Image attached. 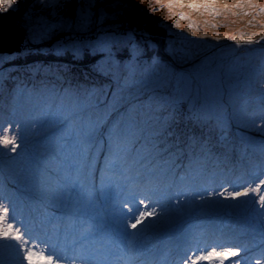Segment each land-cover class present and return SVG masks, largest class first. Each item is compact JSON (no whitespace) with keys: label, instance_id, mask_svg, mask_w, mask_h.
<instances>
[{"label":"rangeland","instance_id":"374dc122","mask_svg":"<svg viewBox=\"0 0 264 264\" xmlns=\"http://www.w3.org/2000/svg\"><path fill=\"white\" fill-rule=\"evenodd\" d=\"M83 2L14 0L18 5L15 10L0 12V20H12L26 31L20 52L0 53V126L19 122L24 136L23 142L17 139L15 152L0 145V200L7 203L4 198L10 197L19 220L32 227L34 241H30L29 247L36 242L39 250H44L40 241L53 236L50 226L41 225L40 215L44 209L40 204L39 182L46 177L55 179L66 163L63 157L53 152L45 130L33 127L42 103V82L49 87L55 84L57 88H64L77 83V76L84 75L86 80L81 84L106 83V78L91 71L90 65L88 69H80L81 65L67 64L72 59L80 62L88 50L74 58L70 50L58 53L56 49L60 47L58 42L66 43L65 38L69 36L94 40L104 33H113L122 38V43L126 42L116 53L118 59L127 58L128 45L135 43L143 49L139 59L156 56L171 63L178 71L206 61L216 74L222 93L220 119H197L186 108L178 112L171 128L174 134L169 138L174 157H168L167 153L163 157L170 162L174 160V165H180L176 168L177 176L191 169L190 178L186 179L194 190L202 191L207 187L214 194L206 196V201L197 199L192 206H187L181 197L173 196L171 201H165L170 211L164 219L145 227L149 220H156L162 214L157 205L156 216L144 219L135 229L128 227L127 232L137 233L132 237L139 249L136 264H181L182 257H186L184 264H190L196 255L211 250L206 246L216 247L218 252L224 248L239 249L236 256H225L223 264H236L237 261L239 264H256L258 260L264 264V209L251 202L238 203L246 200L243 196L235 201L226 199L229 192L242 190V187L234 188L233 182L242 184L250 181L252 172L264 166V120L259 118L264 108V100L259 99L260 86L264 83V48L258 45L237 46L234 41L224 38L225 33H255L258 39L261 22H264V13L259 11V6L264 4V0H173L184 6L171 10L161 6L168 0H96L92 11L99 16L98 10L103 9L106 16L89 32L82 34L65 29L48 36L41 35L47 25L61 18L74 23L76 10ZM57 3L63 6H52ZM189 4L201 7H188ZM204 5L211 7L205 8ZM138 24L141 29L136 27ZM147 26L155 28L158 36L151 35ZM215 36L221 39L216 40ZM155 39L163 40V45L157 47ZM181 50L194 55L182 61L177 58ZM33 53L43 56L39 61L21 67V62ZM99 55L91 54L95 57L85 60L93 63ZM59 58L64 59L62 63ZM152 163L159 162L153 160ZM221 192L223 196L219 195ZM123 200V194L116 198L115 203L98 200L99 215L97 210H93L82 217L86 223H100L95 237L96 246L103 243L105 249L113 253H118L127 239L123 235L124 225L120 222L121 214L127 212L121 204ZM177 200H180L179 208L171 210ZM130 206L136 205L132 202ZM100 216L103 221L99 220ZM14 227L24 231L20 223H14ZM16 243L0 238V264H27L23 259L24 249L11 247ZM68 243L61 237L58 247L67 248L65 254L71 255ZM109 259L116 260V257ZM219 261V257H213L209 261H197V264H219ZM60 264L70 262L63 259ZM76 264L80 261L77 260ZM116 264L122 262L116 260Z\"/></svg>","mask_w":264,"mask_h":264},{"label":"snow or ice","instance_id":"6c2138e0","mask_svg":"<svg viewBox=\"0 0 264 264\" xmlns=\"http://www.w3.org/2000/svg\"><path fill=\"white\" fill-rule=\"evenodd\" d=\"M95 3L96 0H84L76 10L74 23L61 18L47 25L41 35L48 36L65 29L82 34L89 32L106 16L103 9H99L100 14L96 16L92 11ZM52 6L63 5L57 3ZM161 6L171 10L184 5L168 0ZM16 7L14 0H0V12L15 10ZM188 7L199 8L201 5L189 4ZM259 11L264 13V4L259 6ZM180 16L184 18L183 13ZM261 23L258 39L255 33H225L224 38L234 41L237 46L258 45L264 48L261 43L264 41V22ZM213 38L221 39L220 36ZM65 40L66 43L58 42V53L70 50L74 58H79L84 50L92 55L99 53V58L90 68L107 82L91 85L77 82L64 88H57L55 84L49 87L42 82V103L33 127L45 130L53 152L66 162L55 179L46 177L39 182L40 204L44 209L40 215L41 225L50 226L53 236L40 241L44 250H39L36 242L29 247L30 241H34L33 229L19 220L14 202L5 197L7 203L0 200V238L16 241L11 247L24 249L23 259L27 264H60L63 259L70 264H76L77 260L80 264H116V260L122 264H136L139 249L132 237L137 233L127 232L128 227L135 229L144 219L156 216L157 205L162 214L156 220H149L145 227L164 219L170 211L165 201H171L173 196L181 197L187 206H192L197 199L206 201V196L214 194L207 187L202 191L194 190L186 179L190 178L191 169L177 176L176 168L180 165H174V160L170 162L163 157L165 153L174 157L169 138L174 134L171 128L179 111L186 108L197 119H220L222 93L217 77L206 61L178 71L171 63L156 56L139 59L143 49L135 43L128 45L127 58L118 59L116 53L126 42L122 43V38L113 33H104L94 40L77 36H69ZM193 55L190 51L181 50L177 58L187 61ZM260 88L259 99L264 100V83ZM261 113L259 118L264 120V108ZM18 138L23 142L19 122L0 126V145L15 152ZM153 160L159 163L153 164ZM232 186L242 187V190L229 192L226 199L235 201L243 196L246 200L238 203L251 202L264 209V166L252 172L250 181L242 184L233 182ZM121 194L125 196L121 204L127 212L121 214L120 222L124 225L123 235L127 239L119 252L113 253L105 249L103 243L96 246L95 237L100 223H86L82 217L93 210H97L99 215L98 200L115 203ZM132 202L135 207L130 206ZM179 206L180 200H177L171 210ZM103 219L99 217L100 221ZM14 223H20L24 231L14 227ZM61 237L69 242L71 255L65 254L67 248L58 247ZM206 247L211 250L200 253V249H196L200 254L190 264L209 261L213 257H219V264H223L225 256H236L239 251L224 248L218 252L216 247ZM111 256L116 260H110ZM185 259L181 258V264ZM256 264H261V261H256Z\"/></svg>","mask_w":264,"mask_h":264},{"label":"water","instance_id":"95a60500","mask_svg":"<svg viewBox=\"0 0 264 264\" xmlns=\"http://www.w3.org/2000/svg\"><path fill=\"white\" fill-rule=\"evenodd\" d=\"M25 37L26 31L12 20H0V53L20 52Z\"/></svg>","mask_w":264,"mask_h":264},{"label":"trees","instance_id":"16d2710c","mask_svg":"<svg viewBox=\"0 0 264 264\" xmlns=\"http://www.w3.org/2000/svg\"><path fill=\"white\" fill-rule=\"evenodd\" d=\"M143 18V17H142ZM133 21H134V18H133ZM136 27L137 28H139V29H141V26H139V24L138 25H136ZM148 28H146L147 29V31L151 34V35H155V36H158V34H155V31H157V30H155V28H152L151 26H147ZM162 41L163 40H157V39H155L154 40V42L156 43V45H157V47H161L163 44H161L162 43ZM29 57L26 59V60H23L22 62H21V67L22 66H26V64H29V63H32V62H36V61H39V59L40 58H42V54H40V53H38V54H35V53H33V54H31V55H28ZM49 56V55H48ZM47 56V57H48ZM46 57V58H47ZM91 57H95V56H91V54L90 53H88V52H85V55L83 56V59L80 61V62H78L77 60H75V59H72L71 61V63H67V64H69V65H72V66H79V65H81V66H79L80 67V69H88V67H89V65H91L92 63H90V62H87L85 59H88V58H91ZM49 59H51V57H48ZM62 60H64L63 58H59V62H61L62 63ZM27 61V62H26ZM74 62V63H73ZM65 63V62H64ZM17 64H20V63H17ZM18 66V65H17ZM78 77V79H76L79 83H83V81H85L86 79H85V77L86 76H82V77H80V76H77ZM76 77V78H77ZM92 78V77H91ZM91 78H88V79H91ZM180 256V255H179ZM179 258V257H178Z\"/></svg>","mask_w":264,"mask_h":264}]
</instances>
